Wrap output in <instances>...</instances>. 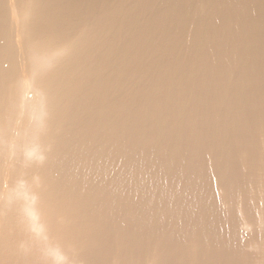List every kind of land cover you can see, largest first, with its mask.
<instances>
[{
	"label": "bare ground",
	"instance_id": "6f19581e",
	"mask_svg": "<svg viewBox=\"0 0 264 264\" xmlns=\"http://www.w3.org/2000/svg\"><path fill=\"white\" fill-rule=\"evenodd\" d=\"M40 261L264 264V0H0V264Z\"/></svg>",
	"mask_w": 264,
	"mask_h": 264
},
{
	"label": "rangeland",
	"instance_id": "374dc122",
	"mask_svg": "<svg viewBox=\"0 0 264 264\" xmlns=\"http://www.w3.org/2000/svg\"><path fill=\"white\" fill-rule=\"evenodd\" d=\"M38 232H39V231H38ZM59 251H60V250H59ZM60 253H61V256L64 257V256L62 255L63 253H62L61 251H60ZM42 263H44V262H43V261H40L38 264H42Z\"/></svg>",
	"mask_w": 264,
	"mask_h": 264
}]
</instances>
